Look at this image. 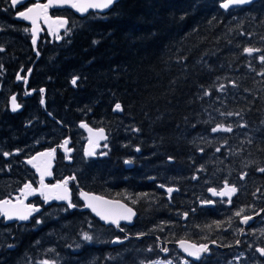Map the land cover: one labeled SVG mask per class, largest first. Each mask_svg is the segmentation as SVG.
Masks as SVG:
<instances>
[{
    "label": "trees",
    "instance_id": "1",
    "mask_svg": "<svg viewBox=\"0 0 264 264\" xmlns=\"http://www.w3.org/2000/svg\"><path fill=\"white\" fill-rule=\"evenodd\" d=\"M221 1L115 0L103 12L70 14L60 39H39L36 53L27 25L0 8V199L36 186L23 159L65 137L72 151L56 150L51 181L76 177V207L34 195L40 210L28 220L0 215V264L178 263L172 243L180 238L226 247L192 264H264L253 250L264 247V0L227 9ZM244 47L261 51L249 56ZM12 94L17 111L7 106ZM115 102L122 111H112ZM80 121L105 131L95 155L82 151ZM217 124L232 131L211 132ZM225 181L237 188L225 214L196 205ZM161 185L176 190L166 198ZM79 189L122 199L135 211L132 223L101 224L80 208ZM241 209L260 215L238 238L240 225L230 224ZM239 248L245 256L236 259Z\"/></svg>",
    "mask_w": 264,
    "mask_h": 264
},
{
    "label": "snow or ice",
    "instance_id": "2",
    "mask_svg": "<svg viewBox=\"0 0 264 264\" xmlns=\"http://www.w3.org/2000/svg\"><path fill=\"white\" fill-rule=\"evenodd\" d=\"M250 0H226V2L222 3L220 6L222 8H229L230 5L233 4H247L249 3ZM24 3V0H11V4L15 7L17 5H22ZM115 3V0H48V3L45 4H39V3H34L31 7L25 9L24 11H20L17 13V16L19 18H22L24 20H30L33 28H32V36H33V40L32 43L33 45L36 44V32H37V28H36V24H37V16H38V12L37 10H40L41 12H43L44 14V18L45 20L49 19L48 15H47V10L50 7L53 6H65V5H70L72 8L77 9L80 12H86L88 11V9H107L109 8L111 5H113ZM59 27H64V25L67 23L66 20L63 19H59L57 21ZM51 27V25L49 26ZM25 31H27V29H25ZM56 39H60V36L57 35ZM95 43V41L93 42ZM2 50V49H0ZM261 50L257 49V48H252V47H244L243 48V53L248 54L249 56H251L253 53H259ZM39 54V53H37ZM259 60L262 64H264V55H260L259 56ZM0 67H2V65H0ZM29 72H31V69L28 70ZM17 79L20 80L22 79V77L20 76V74H17ZM25 79L26 82V78ZM79 78L78 77H73L72 78V84L76 85L77 80ZM223 85L220 86L221 90L223 89ZM41 92L44 91V89L40 90ZM208 92H205V95H208ZM13 100V111H16L20 105L15 103V97L12 98ZM41 103H43V100H41ZM122 106L120 103H116L115 104V108L114 111H122ZM223 115V113H222ZM227 115H234L233 113H227ZM235 115H239L238 113H236ZM81 127L84 128H88V125L86 123H81L80 125ZM89 132H92V129L89 128L88 129ZM134 131H139V129H134ZM218 131H225V132H231L232 131V127L231 125L228 126H224L223 124H217L215 127L211 128V132L216 133ZM107 137L104 135V129H99L97 130L96 133V139H89V144L92 146L91 148H87L85 149V155L86 156H92L95 155V148L99 147V141L100 140H105ZM68 144V140L64 141V145ZM104 147H107V145L105 144ZM20 150H17V152H19ZM72 150L70 148H65V152H71ZM137 151H139V149H137ZM200 151H203V149H200ZM216 151H220V148H217ZM55 152V149L50 150L49 152H45V153H38L37 156L32 157L31 159H29L27 161V163L29 164H33L34 167L37 168V171L40 172L41 176H40V190H39V194L43 197L44 202L47 203L49 200L51 199H56V200H64L67 201L68 207L69 208H74L76 207V205H74L72 203L71 200V192L69 189V182L70 181H74L76 179L75 176H70V177H65L63 180L58 181L56 184L48 186L44 184V177L46 175L50 176L51 172L47 171V168L45 169H41L38 165H36L34 163V161L37 159V157L40 156H51L53 153ZM4 156H8L10 155V153H3ZM100 155H106V153H100ZM70 159V157H69ZM125 163H131V161H125ZM260 172H264V168H260L258 169ZM195 178V177H194ZM161 187H163V185H161ZM27 190V191H25ZM22 192L23 195L27 196V195H32L33 193H35L37 191V189L32 188V185L30 183L25 184L23 189L20 190ZM168 193H171L174 191L173 188H168L167 189ZM209 192H211L214 196H221V197H229V203H231V196L237 192V188L234 186H229L228 182L225 181L223 188L220 191H217L214 188H209L208 189ZM53 193H55L53 195ZM80 195L85 199V206L88 208H91L93 212H95L98 216L101 217V219L105 220V221H111V223L117 224V226L119 227V220L123 219V220H131L132 215H134V213L132 212V209L130 208H126L125 205H119L118 207L120 209H123L124 211L122 212H115L112 210H106V211H101L97 204L95 203L96 201H100L101 198L100 197H96V196H89L88 193H85L83 191H81ZM135 202V201H134ZM21 204H23V201H20ZM104 204H110L111 202L109 201H103ZM202 203L205 204H211L213 203V201L211 200H206V201H202ZM11 206V207H8ZM39 208L33 205H28L26 206L25 209L21 210L16 208L15 205L12 204V201L9 199H4V200H0V214H2L3 216H5L8 219L13 218L14 216L20 220H28L29 217L31 216L32 213L34 212H39ZM241 212H243V209H241L240 211L236 212L235 215L236 216H240ZM188 215V213H184V216L186 217ZM252 217L250 216H244L241 220L242 223H247L249 220H251ZM37 223H40L39 220H37ZM242 231V230H241ZM82 239L84 241H92L93 240V236L90 235L88 232H83L82 233ZM239 241H237L238 243ZM184 242L181 241V245L183 246ZM192 248H194V251H189L188 248H185V251L189 252L190 256L199 258L200 254L202 252H206L208 251V247L207 245H200L198 248L195 245L190 246ZM163 251H167V249H162ZM51 251V250H49ZM257 251L261 254L264 255V248H258ZM236 259H239V257H237ZM41 264H55V262L53 261H48V260H44L41 262Z\"/></svg>",
    "mask_w": 264,
    "mask_h": 264
},
{
    "label": "water",
    "instance_id": "3",
    "mask_svg": "<svg viewBox=\"0 0 264 264\" xmlns=\"http://www.w3.org/2000/svg\"><path fill=\"white\" fill-rule=\"evenodd\" d=\"M250 1H253V0H250ZM224 2H226V0H222V1L219 3V6H220L222 3H224ZM47 3H48V1H47ZM239 5H245V4H233V5H230L229 7H235V6H239ZM31 6H32V5H30L29 7H31ZM65 6L69 7L73 12H75V13H77V14H79V15H82V14L85 13V12H80V11H78V10L75 9V8H72L70 5H65ZM29 7H27V8H29ZM27 8H25V9H27ZM220 8H222V7L220 6ZM25 9H23V10H21V11H24ZM222 9H225V8H222ZM88 10H91V11H97V12H103V11H105L106 9H94V8H92V9H88ZM19 12H20V11H19ZM37 12H38V16H37V24H36V28H37V32H38V30L40 29V23H39L40 16H39V13H40L41 11H40V10H37ZM86 12H87V11H86ZM15 18H17V19H22V18H19V17L17 16V14H16ZM56 19L59 20V18H54V19H51V20L54 21V20H56ZM51 20L48 19V20L45 21L44 14H42V16H41V21H42L43 24H46V22H51ZM63 20H64V19H63ZM26 22L29 23V32H30V39H29V40H30L31 45H33V43H32V40H33V36H32V28H33V25H32V23H31L30 20H26ZM37 32H36V38H37ZM25 78H27V75H26ZM13 97H14V95H10L9 98H8V101H7V106H8V108H9L10 111H13V110H12V109H13V100H12ZM40 102H41V101H40ZM15 103L19 105V103L16 101V99H15ZM116 103H117V102H115V103L112 105V111H113V112H119V111H114V108H115V104H116ZM19 109H20V107H19L17 110H19ZM17 110H16V111H17ZM82 122L85 123L84 121H80V122H79V125H81ZM87 125H88V124H87ZM80 127H81V126H80ZM89 128L92 129V132H91V133H90L89 130H88ZM81 129H82V131L84 132V136H85V139H84V142H83V145H82V151H83V153L85 154V149H87V148H91V147H92V146L89 144V139L91 138V139L95 140V139H96V133H97V130H99V129H103V128H102V127H92V126H89V125H88V128L81 127ZM104 135L106 136L105 131H104ZM65 140H67V138H64V139L62 140V142L59 143L58 145H55V146H53V147H51V148H44V149L38 150V151L34 152L32 155H30L29 157H26V158L23 159L24 163H26V164H27V165L33 170L34 174L36 175V178H37V184H36L35 187H32V188H34V189H37V191H36L35 193H33L32 195H27V196L23 195L22 192L20 191L21 189H23V187H24V186H23V187L19 190V194H18V195H14L13 198H1L0 200L9 199V200L12 201V204L16 206V208L21 209V210L25 209L26 206H28V205H33V206H36V207H38V208L40 209V205L30 203V202H28V200H29L32 196H34V195H40V194H39V190H40V176H41V174H40L39 171H37V168L34 167L33 164H29V163H27V161H28L29 159H31L32 157L37 156L38 153L49 152V151L52 150V149H55V152H56V150L58 149V150L64 152V153L67 155L69 152H68V153L65 152V148H67V145H64V141H65ZM104 141H105V140H100V141H99V145H101ZM98 148H99V147H96L95 150H97ZM55 152H54L51 156H40V157H37V159L34 161V163H35L36 165H38L42 170L45 169V168H47V171H50V172H51V168H52V165H53V160H54V157H55ZM13 153H15V152L13 151ZM66 160H67V161L69 160V157H68V156L66 157ZM125 161H128V160L125 159V160H124V163H125ZM125 166H126V167H130V166H131V163H125ZM261 168H264V165H263ZM70 176H71V175H66V176L62 177L61 179H57V180L51 182V181H49V180H51V178H52V174H51L50 176L46 175V176L44 177V184H45V185H48V186H51V185L56 184L58 181L63 180L65 177H70ZM168 188H173L174 191L176 190V187H174V186H164V187H163V191L165 192V197H166V198H169L170 194L172 193V192H171V193H168V191H167ZM222 188H223V187H222ZM222 188H221V189H222ZM69 189H70V188H69ZM221 189H219L218 191H220ZM25 191H27V190H25ZM81 191H83V192H85V193H88L89 196L100 197L101 200H100V201H96L95 203L97 204L98 208H99L101 211H106V210H112V211H115V212H122V211H124L123 209H120V208L118 207V204H119V205H125L126 208H130V209H132V212L134 213V215H132L131 220H123V219H121V220H119V225H120L121 223L126 224V225H129V224L132 223V219H133V217L135 216V211H134V209H133L130 205H128V204H127L125 201H123L122 199H120V198L108 197V196H105V195H102V194H99V193H96V192H93V191H87V190H84V189H79V191H78V196H79V198H80V200H81V202H82V206H81L80 208L88 209V210L90 211V213H91L94 217H96V218L99 220V222H100L101 224H104V225H110V226H113V227H118L117 224L111 223V221H105V220L101 219V217L98 216L95 212H93L91 208L86 207V206H85V203H86V202H85V199L80 195ZM207 192H208V195H209L211 198H223V197H221V196H214V195H213L211 192H209L208 190H207ZM54 194H55V193H53V195H54ZM225 197H226V196H225ZM41 198L43 199L42 196H41ZM228 198H229V197H228ZM43 200H44V199H43ZM51 200H55V201H59V202H62V203H66V204H67V201H64V200H56V199H54V198L51 199ZM20 201H23V204H21ZM49 201H50V200H49ZM49 201H48V202H49ZM103 201H109V202H111V203H110V204H104ZM204 204H205V203H204ZM211 204H212V203H211ZM211 204H206V205H211ZM8 207H11V206H8ZM34 213H35V212H34ZM34 213H32L31 216H32ZM0 215L2 216L4 222H11V221H15V220H17V221H19V222L26 221V220H20V219L16 218L15 216H14L13 218H11V219H8V218H6L5 216H3L2 214H0ZM181 241L184 242L183 246L181 245ZM173 244L175 245V247L178 248L179 252H180L184 257L189 258V259H192V260H195V259H197V258H196V257H193V256H190V255H189V252H188V251H185L184 249H185V248H188L189 251H194L195 249L192 248V247H190V246L195 245V246L198 248L200 245H202V244H194V243L190 242L189 240H187V239H185V238H180V239L174 241ZM258 248H261V247H256V249H258ZM206 252H207V251H206ZM206 252H202L200 255L205 254ZM258 253H259V252H258ZM259 254H260V253H259Z\"/></svg>",
    "mask_w": 264,
    "mask_h": 264
},
{
    "label": "flooded vegetation",
    "instance_id": "4",
    "mask_svg": "<svg viewBox=\"0 0 264 264\" xmlns=\"http://www.w3.org/2000/svg\"><path fill=\"white\" fill-rule=\"evenodd\" d=\"M47 1L48 0H24V3L22 4V5H17V6H13L12 4H11V0H0V3H2V6L0 7L1 9H4V10H7V8L9 9V11H7V12H9L10 13V15L12 16V18L14 19V20H20V21H23L26 25H27V27H28V33L30 34V32H29V23L28 22H26V20H24V19H17V18H15V16H16V14L19 12V11H21V10H23V9H25V8H27V7H29L30 5H33L34 3H39V4H45V3H47ZM88 11H91V10H88ZM87 11V12H88ZM86 13V12H85ZM84 13V14H85ZM42 14H43V12H40L39 13V16H40V20H39V23H40V29H39V36H38V40L39 39H45V38H54V39H56V36L57 35H59L60 37H61V35H62V33L64 32V30H65V26H66V24L64 25V28L62 29V27H59V25H58V23H57V21H58V19H56V20H51V19H54V18H59V19H64V20H66L67 21V18L69 17V15L70 14H75V15H79V14H77V13H75V12H73L69 7H67V6H53V7H50L48 10H47V15H48V17H49V19L51 20V22H46V24H43L42 23V21H41V16H42ZM83 15V14H82ZM48 20V19H47ZM46 21V20H45ZM51 25V27H49ZM60 30H62L61 32H59ZM30 39V38H29ZM84 133V132H83ZM84 139H85V136H84ZM100 147V146H99ZM68 148V147H67ZM99 149V148H98ZM97 149V150H98ZM97 150H95V153H96V151ZM124 165H125V163H124ZM233 186V185H232ZM207 190L208 189H206L205 191H206V193H207ZM207 195H208V193H207ZM236 195V194H235ZM234 195V196H235ZM33 197V196H32ZM13 198V197H12ZM31 199V198H30ZM233 199V197L231 198V200ZM206 200H211V201H213V203L211 204V205H206V204H204V203H202L201 201H206ZM28 202H29V200H28ZM82 203V202H81ZM200 203L203 205V206H205V207H208V206H210V207H213V206H215V205H217L218 206V208L220 209V213L219 214H217L216 216L217 217H219V216H222L223 214H225V212H227V211H225L224 209H226V208H228L229 206H230V203H229V200H227V199H225V197H223V198H211L209 195H208V198L207 199H204V198H202L201 200H199V199H197V202H196V205L198 206V205H200ZM186 205H187V207H189L190 209H191V211H192V209H193V207H192V201H188V204L186 203ZM82 206V205H81ZM225 211V212H224ZM184 213H186V212H182V217H181V220H184V218H185V216H184ZM256 214H258V215H256ZM252 215H256L255 216V218H253L252 220H251V222H250V224L249 225H247L246 227H248V226H250L254 221H255V219L260 215V211L259 212H257V213H253V214H248V215H243V216H236L235 214L232 216V221H231V223L232 224H230V226H238V225H240L241 224V219L244 217V216H252ZM133 220V219H132ZM245 227V228H246ZM244 228V229H245ZM244 229H243V231H244ZM240 230H241V227H240ZM240 230H239V232H238V238L240 237V234H242V233H240ZM173 244V243H172ZM237 245V241L234 243V246H236ZM174 246V245H173ZM175 247V246H174ZM256 247H261V248H264L263 247V245H258V246H254V251H257V249H256ZM220 250H223V249H226V247L224 246V247H218ZM162 249H167V247L165 246L164 248H162ZM161 249V253H162V255H164V254H166V251H163ZM209 249H210V247H208V251L205 253V254H207V253H209ZM178 251V250H177ZM258 252V251H257ZM238 254V257H239V255H242V256H245V252L241 249V248H239L238 249V251L237 252H233L232 254ZM205 254H203V255H205ZM235 254V255H236ZM182 255V254H181ZM236 258H237V256H236ZM181 259H184L188 264H192V259H189V258H186V257H184L183 255H182V258H180V260L178 261V263H176V264H179V262L181 261ZM233 259H235V258H233Z\"/></svg>",
    "mask_w": 264,
    "mask_h": 264
},
{
    "label": "bare ground",
    "instance_id": "5",
    "mask_svg": "<svg viewBox=\"0 0 264 264\" xmlns=\"http://www.w3.org/2000/svg\"><path fill=\"white\" fill-rule=\"evenodd\" d=\"M38 36H39V30H38V32H37V38H36V43H37V41H38ZM36 45V44H35ZM35 45H31L32 46V49L34 50V52L36 53V51H35ZM30 69V68H29ZM28 69V70H29ZM27 70V72H26V74L28 75V73H29V71ZM25 86H26V82L24 81V84H23V88H25ZM30 93V91H27V94H29ZM12 95H14V94H12ZM14 97H15V95H14ZM9 109V108H8ZM79 125V124H78ZM80 126V125H79ZM65 138H67V140H68V137H65ZM15 153H13V152H11V154H16L17 153V151H14ZM260 172V171H259ZM72 176V175H71ZM224 186V183H223V185H221V187H219V188H214V189H216L217 191L219 190V189H221L222 187ZM229 186H232V185H229ZM209 189V188H208ZM208 193V192H207ZM236 193H234L232 196H231V198L232 197H234V195H235ZM79 197V196H78ZM230 198V199H231ZM80 199V198H79ZM225 199H227V200H229V198L228 197H225ZM256 215H258V214H256ZM256 215H252V216H250V217H252V219L253 218H255V216ZM251 219V220H252ZM242 220V219H241ZM251 220H249L247 223H242L241 222V224H240V227H241V230H240V233H242L243 232V229L247 226V225H249L250 224V222H251ZM174 245V244H173ZM202 245H207V247H219L217 244H215L213 241L212 242H210V243H207V244H202ZM175 246V245H174ZM109 247V246H108ZM177 250H178V248L177 247H175ZM211 249V248H210ZM178 252H179V250H178ZM180 253V252H179Z\"/></svg>",
    "mask_w": 264,
    "mask_h": 264
},
{
    "label": "rangeland",
    "instance_id": "6",
    "mask_svg": "<svg viewBox=\"0 0 264 264\" xmlns=\"http://www.w3.org/2000/svg\"><path fill=\"white\" fill-rule=\"evenodd\" d=\"M64 27H62L63 29ZM62 30H60L59 32H61ZM31 44V43H30ZM62 152V151H61ZM64 153V152H62ZM65 154V153H64ZM51 181V180H49ZM53 182V181H51ZM33 187V186H32ZM35 187V186H34ZM41 196V195H40ZM228 263H229V259H228ZM146 264H176L174 262V260H171L169 258H158L156 260H153V261H150V262H147ZM179 264H188L184 259H181V261L179 262Z\"/></svg>",
    "mask_w": 264,
    "mask_h": 264
}]
</instances>
